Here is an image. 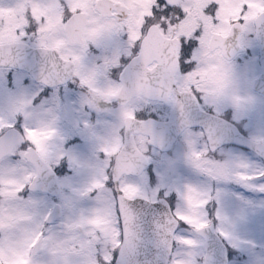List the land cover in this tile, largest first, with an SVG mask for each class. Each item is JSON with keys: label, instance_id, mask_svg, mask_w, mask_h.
I'll return each instance as SVG.
<instances>
[{"label": "rangeland", "instance_id": "rangeland-1", "mask_svg": "<svg viewBox=\"0 0 264 264\" xmlns=\"http://www.w3.org/2000/svg\"><path fill=\"white\" fill-rule=\"evenodd\" d=\"M46 2H56L59 5L60 0H46ZM207 2L208 0H181L179 2V7L185 11V18L178 22L181 31L187 27L190 30L191 27L201 26V24H204V28H212L209 33L216 30L227 31L230 21L241 14L237 0H222L218 13L219 22L213 23L203 12ZM64 3L72 8L73 12L77 8L87 12L85 37H89L100 27L98 17L93 15L89 5L72 4L71 0H64ZM154 3L157 5V0H133L131 5L133 23L128 24V27L134 30V36L139 35L138 28L144 22L145 16L151 15ZM248 4L251 9L250 15H254L258 8H264V0H248ZM26 8L30 10L35 20L44 22L39 24L36 33L30 30L26 37H22L19 35V30L25 24L23 17L25 11L22 13V10ZM63 14L62 10L51 14L44 12L34 0H0V41L25 40L34 45L57 47L63 54L69 55V43L64 31L65 23L62 21ZM175 18L173 14L168 19L177 24ZM158 21H163V18ZM172 25L167 29H161L170 33ZM249 29L251 27L248 24L244 29L246 31L245 40L247 32H250ZM178 30L177 28V32ZM111 33L105 34L101 38L102 41L113 43L115 38ZM205 52L206 49L196 53L197 58L199 55L204 57ZM105 56L106 54L103 53L102 57ZM218 58H214L216 63ZM241 61L239 72L243 78L236 80L231 75L229 66H227L228 70L226 67L218 68L217 65L218 81L226 87L230 85L229 99L235 107L232 118L249 117L247 127L250 136L264 141V98L257 93H251L250 87L248 89V85L257 74L255 59L250 49L242 55ZM225 72L228 73V78L227 82L222 84L221 79ZM39 90L40 85L27 73L16 70L11 72L9 68L0 66V133L11 125H18L26 140L31 139L32 144L37 145V148L44 153L41 152L42 155L49 158L52 149L58 151L55 153L58 156L61 152L69 154V145L61 144L69 137V120L72 119L69 117V94L64 95L68 103L65 101L63 103L55 95L56 93L42 95L39 98ZM59 109L63 111L58 113ZM129 110L130 106L127 107V111ZM217 110L221 111L223 107H218ZM74 115L75 112L72 110L71 116ZM117 120L122 121L121 117ZM112 121V119L105 118L97 126L87 128L84 131L87 142L97 147L103 140L106 143L105 149H108V152L113 151L115 139L113 135L117 133L119 123L115 121L112 124ZM25 129L30 132V136L25 134ZM102 129L105 130L103 137ZM136 139L139 147L153 156L152 171L157 180H154V185H147L144 175L140 174L136 178L129 177L120 181L121 187L128 186L130 183L134 184L138 186L139 194L152 199L162 194L166 197H173L175 211L179 210L193 225L200 224L202 220L199 214H188V202L183 201L186 189L192 186L210 195L215 191L217 203L219 202L214 213L216 219L219 220L217 230L225 236L224 240L228 242L231 249L247 253V260L243 258L239 260L235 255V260H232L230 264H264V191L260 190L264 187V175L263 178L257 179L259 172H264L263 163L249 152L243 153L235 147L219 149L214 154L215 160L212 159L216 163L214 171L215 176H218L217 183L220 184L217 187L212 186L210 176H205L191 163L193 152L205 150V148L199 146L183 150L184 146L189 145L179 143V147H176L173 153L160 154L149 147L146 141H142V137L138 136ZM195 144L198 142L194 141L191 145ZM75 151L80 152H75V154L71 152L75 159L84 158L82 145H76ZM96 159L89 158L88 161L96 163ZM107 159L105 155L95 171H92L90 166L79 165L77 174L60 177L61 192L54 198L40 191L28 192L25 189L31 175L34 174V167L32 163L24 159L23 155L19 157L16 154L15 157L2 159L0 162V224L5 227L0 231V256L5 264L21 260L31 262L36 258L42 262L53 260L56 264H98L101 258L106 260V264L111 263L114 245L118 243L119 231L115 225L114 192L107 181H104L107 175ZM212 160H210L211 163ZM241 172L250 179L246 181L238 179L236 174ZM97 181H99L98 188L92 194H87ZM21 185L24 186L23 189ZM210 195L208 200L211 198ZM204 198L206 197L200 194H193L191 207L199 208L200 201ZM56 202L61 205L59 216L47 226L45 231H42L40 228L44 222L45 212H49ZM208 208L209 206L206 205L203 216L209 223L215 217ZM96 209H101L99 225H85L74 232H69V224L79 221L81 217H90ZM189 227L191 228V226H185L175 234L173 256L168 264H200L202 262L204 238L195 228L189 229ZM41 233L44 237L41 249L36 255H32L30 246ZM179 239L180 243H178ZM188 240L193 242L189 244ZM42 249L52 252V256L49 252H41Z\"/></svg>", "mask_w": 264, "mask_h": 264}, {"label": "flooded vegetation", "instance_id": "flooded-vegetation-1", "mask_svg": "<svg viewBox=\"0 0 264 264\" xmlns=\"http://www.w3.org/2000/svg\"><path fill=\"white\" fill-rule=\"evenodd\" d=\"M250 17L251 18L249 19L247 24H245V21L243 19H240L239 21H237V18L235 19L237 21L235 22L238 25V29H240L239 41L243 46V49H241L242 50L241 52L235 54L231 58H227L224 55L223 48L221 46H218L217 44L222 41L221 40L222 37H218L216 42L212 43L217 45L213 47L210 46L211 38H213L212 36L218 30L209 33V31H211L212 28L211 27H208L209 29L204 28L203 26L204 24H201V26L199 25V26L191 27L190 30L187 27L183 31H181L180 23H177L174 26L170 23H165L168 25V27L172 25L171 27L172 29L170 33L162 31L164 36L177 37L179 40L178 56H179V45L181 39L194 38V34L197 30L201 32L200 46L194 50L192 60L190 61L195 65V68L191 73L184 75L180 73L179 65H178V68L174 75V81L173 80L170 81L169 70L172 68V66L171 64H166V70L163 74V78L161 81L157 83L160 85L154 86L146 75L143 77L139 76V73L142 70L139 62L140 63L145 62V61H139L132 71L131 74L132 79L127 80L130 81V83L133 84L136 87V89L133 90L134 94L131 100L126 104H120L116 99L117 93L120 91L121 88H117L108 83L109 81H111L113 83L124 84V81L120 80V77L122 75V72L125 70L129 60L135 55L133 54L132 46L129 44L127 38L124 36L122 32L126 31L131 35H134L135 32L134 30L130 29L128 25L120 26L111 33L114 35L115 38L113 43H105L100 38L98 41L92 42L89 45V44H85L87 43L89 38V37H85V33H86L85 29L87 25L86 24L83 32L84 39L82 43L69 42L68 57H69V61L73 63V64L69 63V74L71 73L72 77L69 79L68 83L66 84V86H68L69 88V104H70L69 117L72 118L71 120H69V155L59 157L58 155H55V153H58V151H54L52 149L50 150L51 153H49V158L42 154L41 156L44 158V160L48 165H50L52 168L56 170V172L62 174L67 173L69 176H72L77 174L79 165L85 167L90 166V169H92V171H95L97 167H99L101 159L105 155H107L108 159H107L106 169H107V173H109L110 169H112L113 166V160L116 154L121 150L124 143L123 134H124L125 119L123 117V113L124 111H127L128 106H130L129 111L136 113L137 118L143 119L149 117H156L157 119L168 121L177 103L181 102L183 105L196 103V105L198 104L200 110H202L203 112H207L210 114L220 113L222 115H227L228 118H231L232 120L236 121L241 131L244 132L246 131L249 133V129L247 127V124L250 120L249 117L240 116V119L232 118L233 109L235 107L229 99L230 85L226 87L224 85H221V83L219 84L218 75H217L218 72L217 65L218 68L220 66L221 68L223 67L227 68V66H229L230 72H232L231 75L236 80L243 78L242 74H240L239 72L240 63H242L241 57L244 54V52H246L249 49L248 46L250 45L251 46L250 51L255 59V67L257 70L260 68L258 61V54H259L258 44L254 36V31L252 32V28H254V24H255L254 22L255 15H250ZM248 24L251 27V29H249L250 33L249 35L248 34L246 35V40H245L246 31L244 29ZM210 26H212V24H210ZM177 28L179 29L178 32H177ZM185 30H189V31L185 32ZM227 32L228 30L221 31V33L223 34H226ZM206 41H208L207 44H205ZM246 41L249 44L246 43ZM246 44L248 46H246ZM103 45L105 47H103ZM77 48H80L79 52L82 55L81 62H77L76 60V56L78 55V52L76 51ZM205 49L206 52L204 54V57H201L199 55V57L197 58L196 53H199V51ZM103 53L106 54L105 57H102ZM216 57H219L217 59V63L216 60L214 59ZM152 61H156V60H153L152 58L146 60V62L148 63H151ZM82 64L85 67H87L89 70L95 69L99 71V76H98L99 82H97V80L92 77V73L90 71H86L84 67H82ZM154 67L155 65L151 69V71L153 72H154ZM77 71L80 72L81 76L84 79L88 80V83L80 82L79 78L73 75V73ZM114 71L117 73L118 79L113 76ZM227 78H228V73L225 72L221 79L222 84L227 82ZM193 87H195L198 91L202 92L203 95H199V96L195 94L192 95ZM154 91L165 95V97L159 100L145 96V93H151ZM254 93H257L258 95L261 96V98H264V95H261L253 90V94ZM218 107H223V110L218 111L217 110ZM72 110L75 112L74 116H71ZM119 117H121L122 121L117 120V118ZM105 118L112 119L113 120L112 124L115 121H118L119 123L116 129L117 133L113 135V137L115 138L113 143L114 148L113 151L110 152L107 151L108 149H106L105 151L106 143L103 142V140H101V142L97 147H93L87 142V137L84 134V131L87 128L97 126V124H99ZM200 119L201 121L205 120L203 117H201ZM212 128L213 127L211 126V129ZM170 130L171 129H168V131ZM214 130L217 132L218 130L217 124L215 125ZM101 132L103 137L105 135V130L102 129ZM138 136L142 137V141H147V136L145 134L141 132H135L134 133L135 139ZM136 141L137 139L135 140V142ZM194 141H197L198 144L191 145ZM179 143H184L186 145H189V146H184L182 148L183 150L184 148L199 147V146L207 149L208 155L204 158L209 160L212 159L215 160L214 154L217 153L219 149L227 148L228 146H230L225 144L218 146L219 148L213 151L209 150L207 134L202 122H200V124L185 126L180 131V134L174 146L177 145V147H179L178 146ZM76 145H82V147L84 148V158L81 160L75 159L71 154V152L73 154H75V152L80 153L79 151H75ZM157 152L161 153L159 151ZM162 154H168V153H162ZM146 155L149 161L153 163L154 162L153 156L147 153ZM89 158L92 159L97 158L96 163H90L88 161ZM262 161L260 162L264 163V161L263 162ZM209 166L214 171L216 167V163L212 160V163ZM149 171L150 170L147 168V170H145L141 175H144L147 185L151 186L152 174ZM203 173L205 176L211 177V183L213 184L212 186L216 185L218 187V185H220L219 183H217L218 176H215L216 172L215 175H210L207 172H203ZM129 177L136 178L138 176L124 174L122 175L120 181ZM226 189L228 188L226 187ZM212 195H213L214 203L217 204L216 192L213 191ZM216 208L217 207L212 208L211 210L212 214L215 213ZM213 222L217 228L219 224V220L216 219Z\"/></svg>", "mask_w": 264, "mask_h": 264}, {"label": "water", "instance_id": "water-1", "mask_svg": "<svg viewBox=\"0 0 264 264\" xmlns=\"http://www.w3.org/2000/svg\"><path fill=\"white\" fill-rule=\"evenodd\" d=\"M169 1L171 3H176L178 0ZM97 7H100V5H97ZM104 7L106 11V5ZM263 16L264 13L262 14V17ZM78 22H82V20H79ZM69 26H71V24ZM261 31L263 33V38L264 26ZM257 37L259 38V34H257ZM163 42H168L172 47L169 57L174 61L176 59L175 43L173 42V44H171L172 41L165 39L156 28L150 29L146 41L143 44L142 55H156L157 58L163 62V55H160L156 50L152 51L148 49L149 46L164 44ZM54 54H56V52L53 50L44 47H32L22 42L1 43L0 65H10L25 69L36 79H44L48 84L63 82L66 80L65 78L69 76V68L64 67L63 69L61 66L53 67L52 64L60 62L57 60V57L53 56ZM57 74L64 78H61ZM260 85L264 87V74L254 82L255 87ZM127 93L130 95V91ZM127 122L130 126L129 131L136 128L138 124H141L143 130L147 132L146 129H144L146 121L137 123L132 119H128ZM133 122L135 123L134 125ZM232 130H230V134H233ZM148 133L150 134V132ZM154 137L156 138L151 139L153 144H156L163 149L171 147L172 141L159 142L157 139L159 137L157 135H154ZM20 140L21 135L15 129H10L1 136L0 158L11 152L13 146ZM231 140L246 145L257 151L259 154L264 155L263 144L251 141L235 131L234 137L231 138L230 141ZM129 145L136 150L132 137H129ZM27 157L32 160L35 165L39 164L40 159L35 152L28 154ZM143 164L144 163H142L138 170L134 169L130 170V172L139 173L143 169ZM119 174V171H117L115 176H118ZM36 187H39L38 178L33 185V188ZM139 198L140 197L137 196L135 200L128 204L123 200L122 205L120 203L123 216L124 241L118 257V264H167L172 250L174 235L171 227L175 224L170 206L163 199L149 204L141 202ZM199 232L205 236L206 254L203 264H227L225 245L214 232L213 227L209 226ZM40 247L41 240L34 247V252H37Z\"/></svg>", "mask_w": 264, "mask_h": 264}, {"label": "snow or ice", "instance_id": "snow-or-ice-1", "mask_svg": "<svg viewBox=\"0 0 264 264\" xmlns=\"http://www.w3.org/2000/svg\"><path fill=\"white\" fill-rule=\"evenodd\" d=\"M36 5L41 8L42 11L48 12V13H59L61 10H63V16H62V21L64 23H67L69 20H71L73 16V10L72 8L68 7L67 4L64 3V0H60L59 5L56 2H46V0H34ZM237 2L240 4V13L242 15L237 17V21L240 19H243L245 21V24L248 23L249 19L251 18L249 16V13L251 9L249 8L248 0H237ZM72 4H87L90 6V10L92 11L93 15L98 17L99 20V25L93 33L90 34L87 43L85 44H91L92 42L98 41L100 38H102L105 34L113 32L115 29H117L120 26H126L128 24L133 23V17L131 15V5L133 4V0H71ZM222 0H208V2L205 4L203 11L206 17L211 19L213 23H218L219 22V10L221 7ZM97 5H100V7H97ZM106 5V11H105V6ZM158 5V6H157ZM157 5H153L151 8V15L150 16H145L144 22L139 26V32H140V38L137 39L134 35L129 34L128 32H122L124 36L127 38L129 44L133 48V54L137 55L138 57L141 56L143 52V44H144V35L148 33L150 28L154 26V24L160 20L161 18H168L175 13L176 17L178 20H183L185 18V11L184 9L177 7L171 3H169V0H157ZM76 11H80L79 8L76 9ZM168 25L167 24H162L161 28L167 29ZM33 31V33H36L38 31V25L36 23H31L30 25H24L22 28L19 30V35L22 37H26L28 35L29 31ZM235 31V29H234ZM200 36L201 32L197 30L194 34V38L187 39V38H182L180 41L179 45V71L180 73L187 75L191 73L195 65L191 63L190 61L192 60V56L194 53V50L200 46ZM80 48H77L76 51L78 52V55L76 56L77 62L82 61V55L79 52ZM168 49H164V53L167 54ZM58 59L62 62L63 60L61 59L60 55H57ZM158 62L157 61H152L151 63L148 62H143L140 63L141 66V71L139 73V76H147V78L153 83V85H156V81L158 80V77L156 76V73L151 71L152 67L156 65ZM82 67L86 71H90L92 73V77L98 80L99 76V71L98 70H89L87 67H85L82 64ZM162 67V66H161ZM159 71V69H157ZM76 77L79 78L80 82L83 83H88V80L84 79L80 72L77 71L73 73ZM113 76L118 79L117 73L114 71ZM110 85L115 86L117 88H123L126 87L124 84H118V83H113L109 81ZM162 98L165 97L163 94H159ZM195 94L197 96L203 95L202 92L198 91L195 87H193L192 90V95ZM136 117V113H133L131 111H124L123 117L124 119H129L132 117ZM25 134L30 136V132L26 131L25 129ZM51 135V133H49ZM27 143L32 146L31 139H27ZM106 151V149H105ZM208 155V150H199V151H194L193 152V159L191 160V163L195 168L202 172H207L210 175H215V172L213 169L207 165L211 163L210 160H205L204 157ZM241 167H244L241 165ZM236 177L240 180H248L250 179L249 176L241 173H237ZM114 178H112L110 175L105 176L104 181H110ZM99 186V181H97L93 187L98 188ZM105 186V185H104ZM23 185H21V189H23ZM91 189H89L90 191ZM261 191H264V187L260 189ZM86 194V193H85ZM193 194H200L203 197H206L200 201L201 206L199 208H193L191 207V200ZM114 196L116 193L113 194ZM119 195H120V203L122 205V200L126 202L127 204L130 203L131 201L135 200L136 197L139 195V188L138 186L134 184H129L128 186L125 187H119ZM210 194L202 193L200 190H198L195 187L189 186L184 195H183V201L187 200L188 202V214L189 215H195L199 214L201 217L202 222L198 225H193L187 221L185 216L178 210L175 216L173 217V220L175 221V224L172 225L171 229L173 231V234L179 232V230L185 226H191L194 227L197 231H202L206 228L209 227V224L205 217L203 216V213L206 208V204L208 202V196ZM100 212L101 209H96L94 210L93 215L90 217H81L79 221H76L72 224L68 225L69 232H74L78 228H83L85 225H92L96 226L100 224ZM183 222V223H182ZM172 223V222H171ZM115 225L117 230H120V211L119 208L117 209L116 212V218H115ZM4 225L0 224V231L4 229ZM42 235V233H41ZM183 238V237H181ZM40 239L39 236L36 237V239L33 241L32 245L30 247H35L36 242H38ZM193 241L188 240L187 243L191 244ZM180 243V239L178 241ZM42 251L49 252L50 255L52 256V252H50L47 249H42ZM115 262V250L113 251V257L111 264H114ZM12 264H56L55 261L50 260L47 262H42L39 261L37 258L34 261H29V260H21V261H13ZM98 264H106V260L104 258H101L98 260Z\"/></svg>", "mask_w": 264, "mask_h": 264}]
</instances>
